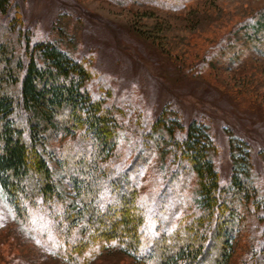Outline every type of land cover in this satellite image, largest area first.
<instances>
[{
	"label": "rangeland",
	"instance_id": "1",
	"mask_svg": "<svg viewBox=\"0 0 264 264\" xmlns=\"http://www.w3.org/2000/svg\"><path fill=\"white\" fill-rule=\"evenodd\" d=\"M10 12L38 41L52 42L99 71L93 72L98 101L109 98L111 88L113 109L134 113L135 120L141 111L147 113L162 132L172 121L203 124L216 143L210 156L223 180L229 181L233 169L245 168L263 198L264 44L254 43L252 36L259 16L264 22V0H14ZM163 115L162 124L158 120ZM141 137L132 135L120 144L129 164L138 150L132 145ZM70 141L72 137H62L51 143L52 149L59 152ZM134 172L130 178L138 181L139 174L140 196L145 198L176 178L167 191L170 216L158 214L157 219L175 218L178 226L193 220L200 208L198 177L184 176L166 145ZM255 201L241 205L244 220L234 236L229 264L250 262L262 250L264 212ZM110 205L125 207L118 198ZM154 206L143 208L141 233L147 246L139 248L138 258L117 242H96L89 244L80 264H155L148 258L150 248L163 243L166 231H158L160 224L148 217ZM30 212L28 218L18 217L0 186V264H71L68 252L75 253L59 242L62 230L56 214ZM114 221L122 230L123 220ZM103 231L112 235L108 227ZM177 237H170V246L179 244Z\"/></svg>",
	"mask_w": 264,
	"mask_h": 264
},
{
	"label": "trees",
	"instance_id": "2",
	"mask_svg": "<svg viewBox=\"0 0 264 264\" xmlns=\"http://www.w3.org/2000/svg\"><path fill=\"white\" fill-rule=\"evenodd\" d=\"M13 1L0 0V186L17 216L28 218L32 210L56 214L62 230L59 242L78 253L68 252L71 264H80L89 244L96 242H117L138 258L139 248L147 246L141 233L143 208L155 202L156 211L147 213L148 217L153 215L160 224L157 230L165 228L166 232L163 243H153L149 260L155 264H229L234 236L244 220L241 205L254 199L264 212V196L258 194L246 169L242 173L235 168L229 181L223 180L210 156L216 143L198 121L188 125L172 121L164 124L162 132L147 113L141 111L135 120L134 113L113 109L111 88L109 98L98 101L93 90L97 69L25 32L18 15L11 17ZM261 19L253 25L252 41L264 44ZM159 119L165 122L164 115ZM132 135L142 137L132 145L138 150L129 164L122 146ZM62 137H72V141L59 152L52 149L51 143ZM163 145L175 154L186 171L184 176L194 174L199 180L200 208L185 226H178L173 215L170 221L156 218L158 214L170 216L167 191L175 186L176 178L171 186L146 198L140 196L139 174L138 181L130 178ZM121 182L124 186H118ZM115 198L125 207H112ZM118 218L123 220L122 230L114 221ZM107 227L112 235L104 233ZM175 236L179 244L170 246V237ZM255 256L244 264H264V243Z\"/></svg>",
	"mask_w": 264,
	"mask_h": 264
}]
</instances>
